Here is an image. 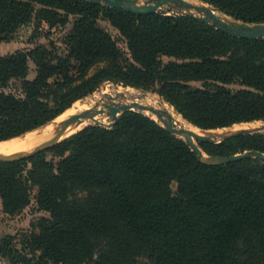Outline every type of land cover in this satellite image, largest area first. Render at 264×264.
Returning a JSON list of instances; mask_svg holds the SVG:
<instances>
[{
	"label": "trees",
	"instance_id": "obj_1",
	"mask_svg": "<svg viewBox=\"0 0 264 264\" xmlns=\"http://www.w3.org/2000/svg\"><path fill=\"white\" fill-rule=\"evenodd\" d=\"M264 22V0H203ZM66 54L46 44L0 54V141L35 130L114 80L158 92L204 129L264 120V37L226 33L188 14H136L89 0H0V41L34 18L66 25ZM107 19L126 49L99 20ZM37 65L30 79L29 61ZM239 85L233 88L232 85ZM210 155L264 152V133L203 142ZM53 155V159L49 154ZM50 212L26 234L27 264H264V160L208 164L152 116L123 112L31 157L0 160V217Z\"/></svg>",
	"mask_w": 264,
	"mask_h": 264
},
{
	"label": "water",
	"instance_id": "obj_2",
	"mask_svg": "<svg viewBox=\"0 0 264 264\" xmlns=\"http://www.w3.org/2000/svg\"><path fill=\"white\" fill-rule=\"evenodd\" d=\"M94 3L103 4L111 7L121 8L125 11H130L136 14H147L153 12H162L166 14L168 10L164 8V5L171 2L179 6L183 14H188L191 16L199 17L204 22H209L215 25L217 28H221L226 33L232 34L234 36H240L245 38H261L264 37V22L250 23L238 19H232L225 16H220L211 9V5L208 4H194L189 0H89ZM214 9L219 10L215 7ZM197 12L200 14L198 15ZM110 80V79H108ZM123 94H118L115 96H109L110 99L122 98ZM99 103L95 107L87 108L79 112L73 113L67 118L63 119L60 122L54 124L51 129L45 131L47 124L37 128L41 133L44 134V140L36 149L22 151L11 156L0 155V160L3 161H12L19 160L41 152L43 150H48L55 146L56 144L63 141L65 138H62L63 134L71 125L80 126L86 119H96L99 114H107L110 121L109 127H112L119 116L129 110H138L139 112H144V110H149L152 113L156 114L159 121L169 132L183 138L193 149L194 152L198 154V158L208 164H226L229 162L242 160L250 157H258L264 160V152L260 150H246L241 153H236L232 155H209L207 154L200 143L203 142H216L218 138H228L236 136L243 133L255 132L264 129L259 127L256 130H244L239 133L228 135L227 131H220L219 128L216 129H204L193 123H190L198 128H200L205 133H196L190 128H179L177 127L174 116L168 110L161 109L155 105L146 104L139 101H133L130 103H115V104H104L103 107H98ZM147 114V113H146ZM149 115V114H147ZM98 122V121H95ZM51 123V122H49ZM48 123V124H49ZM90 124L84 126L87 127ZM35 129V130H37ZM42 129V130H41ZM75 133V132H74ZM73 134V133H72ZM71 134V135H72ZM21 136V135H20ZM18 137V136H17ZM16 138V137H14Z\"/></svg>",
	"mask_w": 264,
	"mask_h": 264
},
{
	"label": "rangeland",
	"instance_id": "obj_3",
	"mask_svg": "<svg viewBox=\"0 0 264 264\" xmlns=\"http://www.w3.org/2000/svg\"><path fill=\"white\" fill-rule=\"evenodd\" d=\"M197 1L201 2L203 4L211 5L214 8L217 7L214 4H211V3L203 1V0H197ZM164 8H166L168 10V12L166 14H183L182 11L180 10L179 6H177L176 4L171 3V2L165 4ZM219 11L222 12L225 17L235 19L231 15L222 11L220 8H219ZM197 14L200 15L198 12H197ZM74 20H75V16H71L69 22L66 25H61V24L51 25L46 20H39L37 18H34L30 23L20 26L14 32L11 39L0 41V54H9V53H13L17 50H30L31 48H33L39 44H46L50 49H53L56 54H66L68 52V49H69V45L67 43V34L72 29ZM99 23L103 27L108 29L114 35V37H116L119 40L122 47L126 49V43H125V41H123V38L121 37L119 31L113 25H111V23L107 19L102 17L99 20ZM36 74H37V65L33 59H30L28 77L30 79H32L36 76ZM117 86L126 87L127 85L121 84V83L116 82L114 80H105L100 85V87H98L94 92L80 98V100H82V102H84L88 98L87 96L93 95L96 92H100L102 90H106L107 94L109 93V95L113 94V93H115L113 91V87L115 88ZM129 87L144 91L146 93L151 92L154 94H158L161 98H163L158 92L153 91V90H146V89L137 88V87H133V86H129ZM232 87L236 89V88H239V85L235 84V85H232ZM0 89H3L7 92L16 93L17 95H23V91L20 87V82L16 79L11 80L5 86L0 85ZM83 99H84V101H83ZM78 100H76V101H78ZM145 114H146V112H145ZM186 120H188V119H186ZM188 122L192 123L189 120H188ZM109 123H110V121L106 120V121L93 122V123H90V125L103 124V125L108 126ZM256 124H258V125L262 124V126H264V120L254 121V122H250V123H237L236 125L219 128L218 130L221 129L223 131H227L228 135H232V134L244 131V130H250V131L256 130L259 128V127L255 126ZM237 128H239V129H237ZM82 129H84V126L81 129L77 130L75 133L79 132ZM233 129H235V130H233ZM257 132L264 133V129H261L260 131L248 132V133H257ZM75 133H73V134H75ZM228 138H230V137H228ZM228 138H225V137L218 138L216 142H211V143H220L224 140H227ZM200 145L202 146L203 150L206 152L202 143H200ZM239 153H241V152H239ZM49 155H50V158L53 159V155L51 153ZM37 193H38V187H35L33 190L31 203L26 208H24L22 211H20L16 214H7L5 212H2L1 217H0V242L3 244L5 242L4 239L7 236H12V238L10 239L11 244L9 247L10 248H13V247L18 248V250H20V252H23L24 254H27L30 257H33V255H32V253L29 252L28 249L23 248L22 241L25 238L26 234H28L34 230H36V231L39 230L37 228V222L39 221V219L41 217L50 216L49 211H46V210L39 208V206L37 204V198H36ZM6 239L8 240L9 238H6ZM18 253L19 252H13L11 254H7V253H4L3 251H0V264H27V263L17 259ZM144 260H145L144 258H141V263Z\"/></svg>",
	"mask_w": 264,
	"mask_h": 264
},
{
	"label": "bare ground",
	"instance_id": "obj_4",
	"mask_svg": "<svg viewBox=\"0 0 264 264\" xmlns=\"http://www.w3.org/2000/svg\"><path fill=\"white\" fill-rule=\"evenodd\" d=\"M144 1L145 0H141V2H144ZM189 1L194 3V4H203L201 2H198L197 0H189ZM210 7L212 10H214V12L216 14H218L220 16H224L223 13L220 12L219 10L214 9V7H212V6H210ZM113 91L115 93L109 95V93L107 94L106 90H102L100 92H96L93 95L87 96L88 98L86 99V101H84V99H83L84 102H82V100H80V99L78 101H75V103L73 105H71V107H69L63 113L58 115L52 122L50 121L51 123H49V124L47 123L45 131L48 129H51L54 126V124L62 121L63 119L70 116L71 114L79 112V111L87 109V108L95 107L98 103H99L98 107L101 108L104 106V104H108V103L115 104V103H130L133 101H139V102H143L146 104L155 105L156 107L161 108V109L168 110L174 116L175 123H176L177 127H179V128H190L193 131H195L196 133H205L200 128L190 124L188 122V120H186L184 118V116L178 110H176V108L171 103H169L165 99L161 98L158 94H154L151 92L146 93L144 91L137 90V89L129 87V86L128 87L127 86L126 87L117 86L115 88L113 87ZM118 94H123V97L117 98V99H114V98L110 99L109 98V96H115ZM144 112L150 114L151 116H153L156 119H159V121L161 122L160 118L156 114L152 113L151 111L144 110ZM108 118L109 117L107 116V114H99V115H97L96 119H86L80 126L71 125L66 130V132L63 134L62 138H65V137L71 135L72 133L76 132L77 130L81 129L83 126H85L87 124L93 123L95 121H106V120H108ZM248 123H250V122H248ZM234 125H236V124H234ZM255 126L263 127L262 124H259V125L256 124ZM235 129H233V130H235ZM237 129H239V128H237ZM221 131H223V130H221ZM47 139L48 138L44 139V134L41 133L39 131V129L32 130V131L27 132L21 136L16 137V138L0 141V155L11 156L13 154H16V153H19L22 151L34 150L44 140H47Z\"/></svg>",
	"mask_w": 264,
	"mask_h": 264
}]
</instances>
